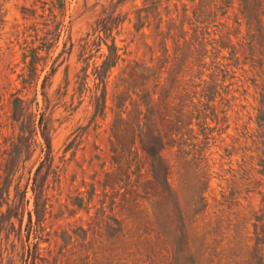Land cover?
Listing matches in <instances>:
<instances>
[{"label": "rangeland", "instance_id": "obj_1", "mask_svg": "<svg viewBox=\"0 0 264 264\" xmlns=\"http://www.w3.org/2000/svg\"><path fill=\"white\" fill-rule=\"evenodd\" d=\"M0 264H264V0H0Z\"/></svg>", "mask_w": 264, "mask_h": 264}]
</instances>
